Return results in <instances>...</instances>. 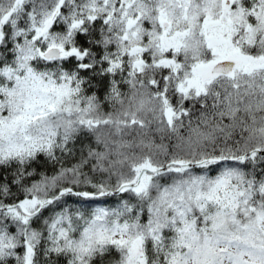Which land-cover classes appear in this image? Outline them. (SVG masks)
Instances as JSON below:
<instances>
[{
	"label": "snow or ice",
	"instance_id": "1",
	"mask_svg": "<svg viewBox=\"0 0 264 264\" xmlns=\"http://www.w3.org/2000/svg\"><path fill=\"white\" fill-rule=\"evenodd\" d=\"M0 264H264V0H0Z\"/></svg>",
	"mask_w": 264,
	"mask_h": 264
}]
</instances>
